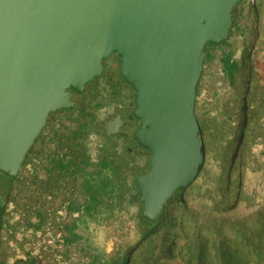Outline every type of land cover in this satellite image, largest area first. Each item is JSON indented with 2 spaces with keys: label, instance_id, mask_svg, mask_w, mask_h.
<instances>
[{
  "label": "water",
  "instance_id": "1",
  "mask_svg": "<svg viewBox=\"0 0 264 264\" xmlns=\"http://www.w3.org/2000/svg\"><path fill=\"white\" fill-rule=\"evenodd\" d=\"M240 2L0 0V174L16 178L49 116L75 109L73 93L101 78L116 54L134 90L133 140L150 153L136 178L141 215L158 221L199 175L195 104L206 47L229 41ZM114 118L104 133L128 135Z\"/></svg>",
  "mask_w": 264,
  "mask_h": 264
},
{
  "label": "rangeland",
  "instance_id": "2",
  "mask_svg": "<svg viewBox=\"0 0 264 264\" xmlns=\"http://www.w3.org/2000/svg\"><path fill=\"white\" fill-rule=\"evenodd\" d=\"M228 58L234 71L225 67ZM195 111L203 135L199 175L168 201L152 234L137 240L149 244L138 263L264 264V0H241L228 44L207 48ZM14 180L10 186L0 180V206L4 211L7 200L16 202V240L33 249L38 235L22 221L28 198L22 188L7 194ZM5 222L3 213L0 244L12 234ZM121 225L126 233L112 243L138 239L132 231L138 223Z\"/></svg>",
  "mask_w": 264,
  "mask_h": 264
},
{
  "label": "crops",
  "instance_id": "3",
  "mask_svg": "<svg viewBox=\"0 0 264 264\" xmlns=\"http://www.w3.org/2000/svg\"><path fill=\"white\" fill-rule=\"evenodd\" d=\"M133 99L130 85L122 82L111 89L103 81L89 89L70 113L49 121L7 192L13 196L22 188L28 198L22 221L24 228L38 235L36 246L29 249L16 240V202L7 200L5 225L12 234L0 244V264H139L149 244L137 240L152 234V224L142 226L136 185L145 171L143 161L133 143L107 136L98 126L108 120L104 115H112ZM126 219L139 224L132 229L138 239L112 243L116 236L119 240L125 235L121 224Z\"/></svg>",
  "mask_w": 264,
  "mask_h": 264
},
{
  "label": "flooded vegetation",
  "instance_id": "4",
  "mask_svg": "<svg viewBox=\"0 0 264 264\" xmlns=\"http://www.w3.org/2000/svg\"><path fill=\"white\" fill-rule=\"evenodd\" d=\"M236 10H237V7L235 8L234 13H233V20H235ZM103 65H104V72H103L101 78L95 79L92 83L88 84L86 86V89L84 92H82L80 94L79 93H73V99L76 101V105L80 102L79 100L85 99V95L89 91V89L94 88V87H97V88L100 87L101 83L103 81H105L106 85L111 89H114V88L120 86V84L122 82H125L124 78L121 76L120 59L116 54H112L106 60H104ZM127 85H129V84H127ZM134 109H135V105H134V99H133L130 101V103L127 106L118 107L116 110H114L112 115H108V116L104 115L105 117L108 118V120L99 121L98 126H100L99 129L104 133L103 126H105V123L115 119L114 116L116 114H120L121 117L124 119V124H123V127L121 128V132L122 133L128 132V135L116 134L115 136L122 138V141L125 143H128V142L133 143L134 152L136 153L137 156L140 155V159L143 161V167L145 169L144 172H146L148 170V164L147 163H148L150 153L148 152V150L137 145V143L133 140V132L136 131L137 129H139V127H140L139 122L137 120H132L129 123V117L133 113ZM57 114L58 113L50 115L49 121ZM104 116L102 115V117H104ZM144 223H150L153 226V222H149V221L144 220Z\"/></svg>",
  "mask_w": 264,
  "mask_h": 264
},
{
  "label": "trees",
  "instance_id": "5",
  "mask_svg": "<svg viewBox=\"0 0 264 264\" xmlns=\"http://www.w3.org/2000/svg\"><path fill=\"white\" fill-rule=\"evenodd\" d=\"M209 46H211V45H208V46L206 47V51H207V48H208ZM224 63H225V67H226L228 70H230V71H234V70L237 68V64H236V63H231L229 58L226 59V60H224ZM1 175H2V176H0V177H1L0 180H1V181L4 180V182H6V185H9V186H10V182H11L12 179H14V178H11V177L6 176V175H4V174H1ZM178 192H179V191H178ZM178 192H177V193H178ZM3 213H4V211L1 209V206H0V228H1V225H2ZM144 220H145V219H144ZM145 221H147V220H145ZM154 223H156V221L153 222V224H154Z\"/></svg>",
  "mask_w": 264,
  "mask_h": 264
}]
</instances>
